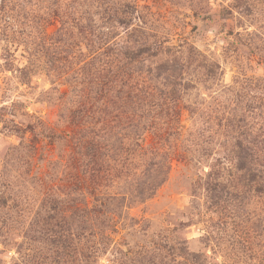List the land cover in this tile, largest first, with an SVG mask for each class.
<instances>
[{
  "label": "rangeland",
  "instance_id": "obj_1",
  "mask_svg": "<svg viewBox=\"0 0 264 264\" xmlns=\"http://www.w3.org/2000/svg\"><path fill=\"white\" fill-rule=\"evenodd\" d=\"M89 29L149 47L130 69L146 94L95 98ZM159 92L171 110L146 115ZM82 128L119 151L98 177ZM0 264H264V0H0Z\"/></svg>",
  "mask_w": 264,
  "mask_h": 264
},
{
  "label": "trees",
  "instance_id": "obj_2",
  "mask_svg": "<svg viewBox=\"0 0 264 264\" xmlns=\"http://www.w3.org/2000/svg\"><path fill=\"white\" fill-rule=\"evenodd\" d=\"M92 27H95L94 24H91ZM89 29V36L87 40L86 46L89 48L87 53L89 55L87 56V66L91 68V71L89 72V76L92 78V82H89L92 85V91L91 93L95 95V98L102 99L108 94H112L113 97L115 98H120V96H123L125 98L131 97L133 93H137L140 95L146 94L145 90L141 87H139V84L137 83L136 79H132L131 75V65L134 62H137L138 59L143 56L148 54L149 56H152L153 54H149V47L146 45H140L138 47H130L126 49L125 52L119 51L117 48H114L116 46L110 47L108 44L109 37L106 38L108 33H103V32H98L97 35L95 34L94 31H90ZM148 52V53H147ZM162 68H165V63L159 65L158 70H161ZM95 70V71H94ZM177 70L176 63L172 64L171 66V72H174ZM133 82V83H132ZM180 85V83L174 82L173 84L170 85V91L167 93L169 95H172L176 91V86ZM165 93L159 92L158 97L161 99L160 102H154L155 104L151 105L149 103L148 105H142L140 106V110H142L144 107H147L146 110L143 112L146 113V115L149 114V109L154 110L152 113L154 116L160 117L163 115V113L166 115L169 110H171V104L167 103L166 98L167 96L161 98V96H164ZM125 105V103H124ZM83 106L79 105L76 107V110L74 111L76 116H81V113H83ZM99 112L92 111V116L93 122L92 125L89 127V131L87 133L89 134L90 138L94 139L93 134H96L95 132V126L100 123L99 121ZM97 114V115H96ZM103 114V112L101 113ZM145 115V114H144ZM85 128H82L81 130L77 131V135L80 134L82 131H84ZM88 129V128H87ZM111 130V128L109 129ZM85 133V132H82ZM81 133V136H76L74 139L76 140L77 148L78 150H81L85 148V150H89L90 152L87 151V156L90 158H95L96 161L98 162L97 167L94 169L91 168L90 171H93L91 176L98 177L100 176L101 173H105L108 168H102L101 163L103 162V159L101 158L104 156H108L110 158V161L114 164L116 161H120L118 159L119 156V151L117 152L116 150H112L113 154L110 153L111 149L114 148L113 145L115 142L110 143L111 146L108 148V150H104L103 152H100L101 147H96L94 148V144H91V142L85 141L81 145L79 144L80 142L82 143V140L86 138V135L83 136ZM93 133V134H92ZM93 135V136H91ZM99 136V135H98ZM110 139V138H109ZM93 141V140H92ZM117 143V141H116ZM90 145V147L86 146ZM81 146V147H80ZM96 146V145H95ZM106 151L108 153H106ZM108 154V155H107ZM82 155V154H81ZM86 154H83L82 157L87 158L85 156ZM101 160L100 162L98 161ZM93 162V160H91ZM90 164V161L89 163ZM86 167V166H85ZM81 173L85 175L88 172H83L81 170ZM102 178V177H101ZM79 191H75L77 197H75L73 200L75 201H80L82 206H84V209L82 208V214L87 218L86 221H82V224H84V228L92 229L94 227L93 224V219L89 214H95L96 213V205H93L92 207H88L87 202H83L84 200L79 198L81 196V193L79 195L77 194ZM93 192V191H92ZM93 200L101 201L104 203L106 202L107 206H114L112 207L113 210H119L121 204L123 203L125 198V192L119 193L121 196L117 197L116 195L113 194H108L106 192L104 193H99L101 194L99 197L98 195L96 196V193H91ZM83 202V203H82ZM47 203V204H46ZM61 204L62 200L54 199L53 201H47L45 204H43L42 208L40 209L39 212V218L41 220L40 225L44 227L46 230L50 231V233L54 236H56L57 233H60L63 231L65 225H66V220L61 214ZM100 207V205H99ZM38 224V223H36Z\"/></svg>",
  "mask_w": 264,
  "mask_h": 264
}]
</instances>
